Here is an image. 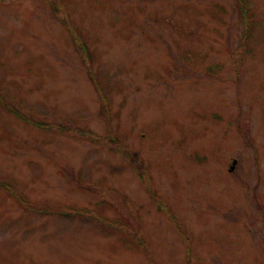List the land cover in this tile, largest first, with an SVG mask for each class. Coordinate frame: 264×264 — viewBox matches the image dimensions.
Segmentation results:
<instances>
[{
	"label": "rangeland",
	"instance_id": "obj_1",
	"mask_svg": "<svg viewBox=\"0 0 264 264\" xmlns=\"http://www.w3.org/2000/svg\"><path fill=\"white\" fill-rule=\"evenodd\" d=\"M247 1L244 19L238 0H0V96L118 131L145 163L141 183L114 141L0 105V179L29 205L0 187V264H264V0ZM51 204L121 218L146 246L33 208Z\"/></svg>",
	"mask_w": 264,
	"mask_h": 264
},
{
	"label": "trees",
	"instance_id": "obj_2",
	"mask_svg": "<svg viewBox=\"0 0 264 264\" xmlns=\"http://www.w3.org/2000/svg\"><path fill=\"white\" fill-rule=\"evenodd\" d=\"M239 3V11H240V15L241 18L246 19V16H249L251 14V10L249 7V3L247 0H238ZM62 20V19H60ZM246 33L249 34V29L244 32V36L246 38ZM94 80V79H93ZM96 82V84H98V81L94 80ZM0 105L2 107H4L8 112H10L11 114H13L17 119L21 120L23 123L25 124H29L35 127H38L40 129H44V130H59V131H64V130H68L70 131V128L77 126L76 122H75V117L74 118H70L68 119V123L70 125H64V124H59L57 125L56 123H45V122H40V121H36L33 120L31 118H28L27 116H25L24 114L18 112L17 109H15L13 106H11L6 97H1L0 96ZM101 114H104L106 112H108V102L107 104L103 103L101 105V110H100ZM108 119V118H107ZM108 123V121H107ZM112 149H115V147L113 146ZM119 151H121L123 154L127 155L128 159H137V157H135L129 150H124L123 148H119ZM144 183H145V179H144ZM0 186L3 187L2 182H0ZM144 186H147L146 184H144ZM148 187V186H147ZM148 189H150L148 187ZM151 190V189H150ZM152 192L154 194H156L153 190ZM153 199H155V196H151ZM161 205V206H160ZM160 205H157V209L159 210H164L165 212H168V216L172 219L171 221L173 222V224L175 225L176 229L178 230V232L185 238L186 237V232L184 231L183 227L179 224V222L176 220L175 212L174 210L166 203H161ZM165 206V207H163ZM262 208V205H259ZM67 209L69 210L68 212H70L71 214L74 213H79L82 216H86L89 217L92 220H95L96 222H98V224L100 225V228L106 229V230H113V231H120L123 234H128L130 235V237H132V239H137V240H132L130 237V242L133 245H141V246H146L145 244V240L144 238L138 236L133 229L127 224V222H125L123 219L121 218H109V221L111 222V224H107V217L104 215H100L99 213L93 212L91 209L85 208L83 207L81 210H78L79 208L74 207L72 205H67ZM262 210V209H261ZM57 213L60 214H65L67 213V211H56ZM126 228H130L129 230H126ZM186 239V238H185ZM151 264H153L151 262Z\"/></svg>",
	"mask_w": 264,
	"mask_h": 264
},
{
	"label": "water",
	"instance_id": "obj_3",
	"mask_svg": "<svg viewBox=\"0 0 264 264\" xmlns=\"http://www.w3.org/2000/svg\"><path fill=\"white\" fill-rule=\"evenodd\" d=\"M233 168V167H232Z\"/></svg>",
	"mask_w": 264,
	"mask_h": 264
}]
</instances>
